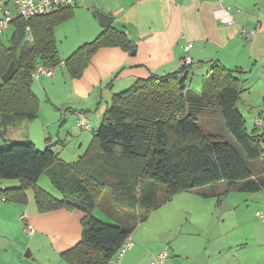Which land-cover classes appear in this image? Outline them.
I'll return each mask as SVG.
<instances>
[{"label": "trees", "instance_id": "1", "mask_svg": "<svg viewBox=\"0 0 264 264\" xmlns=\"http://www.w3.org/2000/svg\"><path fill=\"white\" fill-rule=\"evenodd\" d=\"M76 5L30 19L18 16L11 24L9 45L0 40V76L12 61L17 67L13 78L0 86L1 135L7 134L9 126L38 116L32 73L40 64L56 67L62 62L55 29L74 15ZM28 27L32 42L26 39ZM104 46L127 51L135 47L123 30L106 27L66 59L71 75L81 77ZM210 63V74L200 90L189 87L190 67L181 66L115 94L77 162H66L51 146L43 150L32 141L6 144L0 148V180L20 184L0 189L2 201L27 203L26 191L33 189L40 212L83 211L82 239L63 256L70 264H108L136 225L179 192L219 182L226 183L222 194L215 186L201 191L202 195L225 197L233 191L264 189V130L255 125L252 133L248 131L238 107L243 82L234 70L219 61ZM208 107L218 110L232 141L199 123L198 115H205ZM42 175L62 193V199L38 185ZM97 208L108 211L116 222L96 217Z\"/></svg>", "mask_w": 264, "mask_h": 264}, {"label": "crops", "instance_id": "2", "mask_svg": "<svg viewBox=\"0 0 264 264\" xmlns=\"http://www.w3.org/2000/svg\"><path fill=\"white\" fill-rule=\"evenodd\" d=\"M219 8V0H77L74 15L55 29L59 53L64 63L55 67L53 76L40 75L33 78L32 90L40 103L39 114L33 121L34 124H40L39 143L51 146L66 162L79 161L91 144L114 95L153 74L166 75L177 71L182 66L184 43L187 40L193 41L190 72L196 69L208 77L210 61H219L233 69L244 87L239 103L249 106L253 112L256 107L261 109L254 119L256 123L260 116L264 117V8L237 11L234 13L233 24L224 23L218 17ZM96 10L113 15V21L108 27L123 30L134 43L136 51L132 54V50L127 51L120 46L101 47L93 55L82 76L76 78L71 75L65 61L80 46L96 39L106 28L101 25ZM242 25L251 29L259 27V31L253 36H247L241 31ZM13 32L11 25L0 35V40L2 35L9 34L10 43ZM26 39L29 41L28 31ZM252 79L259 82L262 90L259 96L253 95ZM80 119H84L91 128L81 126ZM25 125L26 121L22 120L9 126L5 135H1L3 127L0 126V148L14 141L34 142L31 131L27 134L20 132ZM214 127L215 123L207 121L206 131L215 132L211 131ZM35 144L38 147L37 142ZM42 176L38 185L55 198L62 199V193L51 180L48 177L44 180ZM19 184L17 180H0V185L5 187H17ZM217 184L209 186H216V192L222 194L226 183ZM209 186L202 187L203 191L208 192ZM258 192H264V189L241 193ZM26 193L27 203L0 200V264H70L63 254L81 241L85 213L67 208L40 212L34 190L27 189ZM202 196L216 198L217 206L222 205L225 198ZM160 208L136 225L130 234L134 244L125 253L122 264H151L150 259L164 248L168 249L165 264H189L186 260L197 263L191 241L187 243L188 250L184 248L186 245H170L176 234L177 228L174 229V226L178 223H173L169 218L162 219L161 215L157 218V212L162 210ZM100 210L104 215V212L108 213L106 218L110 219L108 211ZM258 212L261 211H256L254 216L264 226V218ZM261 213L264 215V212ZM120 218L118 220L121 221ZM28 225L33 228L31 234L25 231ZM256 238L264 244V235ZM155 245L156 249L148 250L147 247ZM203 245L202 249L206 250L208 246ZM207 260V257L202 259V264Z\"/></svg>", "mask_w": 264, "mask_h": 264}, {"label": "rangeland", "instance_id": "3", "mask_svg": "<svg viewBox=\"0 0 264 264\" xmlns=\"http://www.w3.org/2000/svg\"><path fill=\"white\" fill-rule=\"evenodd\" d=\"M224 6L230 8L233 13H237L239 10L246 12L255 8L256 10L264 8V0H230L228 2L225 0ZM2 41L8 45L9 34L2 35ZM190 74L192 80L189 81L188 79L189 87L194 90L200 89L207 75H202L196 69L191 70ZM1 81L2 78L0 77ZM251 81L254 88L253 95L259 96L262 92L259 82L257 79ZM239 106L246 118L248 131L252 133L256 124L254 119L261 109L256 107L253 112L249 106H243L242 102L239 103ZM201 116V114L198 115V121L203 128H207V121L215 123L216 127L211 131L225 134L224 138L229 141L233 140L232 135L227 131L224 119L219 112L216 113L215 108L208 107L205 115L202 118ZM25 121L27 125L23 126L20 132L27 134L31 131L38 148L44 150L46 146L39 143L41 132L39 122L34 124V120ZM0 141L2 140L0 139ZM46 177L44 175L42 179L47 180ZM201 191H203V188L179 192L173 195L171 200L165 202L166 204L161 207L162 210L157 212V218L161 215L162 219L169 218L173 223H178L174 226V229L177 228L176 234L170 245L174 247L176 243L181 246L186 245L184 248L188 250L187 243L191 241L190 245H193L192 253L197 258L195 259L197 263L186 260L189 264H202V259L205 257L208 258L205 264H264V244L256 238V236L264 235V226L260 225V220L254 216L256 211L264 212V192H232L223 199L222 205L217 206L216 198H204ZM104 213L105 215L100 208L94 212L96 216L104 218L103 220L106 222H116V219L114 220L111 216L110 219L106 218L109 214ZM203 244L208 246L206 250L202 249ZM147 248L149 251H153L156 249V245ZM157 255L152 256L150 263Z\"/></svg>", "mask_w": 264, "mask_h": 264}, {"label": "built area", "instance_id": "4", "mask_svg": "<svg viewBox=\"0 0 264 264\" xmlns=\"http://www.w3.org/2000/svg\"><path fill=\"white\" fill-rule=\"evenodd\" d=\"M77 0H0V35L5 33L11 26L12 22L16 17H22L24 19H30L33 16L46 14L60 7H66L76 4ZM220 8L217 12L218 17L227 24H233L235 22L234 13L230 8L224 6L223 0H219ZM28 39L33 41V35L30 28H27ZM241 31L247 36H253L259 31L258 28H249L244 25L241 26ZM193 48V41L187 40L184 43L185 56L182 60V66L190 67L193 63L192 56L190 54ZM61 63H64L62 61ZM55 67H47L45 65H38L36 70L32 73V77L38 78L40 75L53 76ZM81 126L90 129L91 126L85 122L84 119L79 120ZM257 127L264 130V117H259L256 120ZM4 185H0V189H4ZM0 200H4V196L0 194ZM261 218L264 215L258 212ZM25 216H23L24 218ZM25 231L27 233H33V228L31 226H26ZM134 244L133 238L129 235L117 252L109 259L108 264H122L125 253ZM168 258V249L160 252L152 261L151 264H165Z\"/></svg>", "mask_w": 264, "mask_h": 264}, {"label": "water", "instance_id": "5", "mask_svg": "<svg viewBox=\"0 0 264 264\" xmlns=\"http://www.w3.org/2000/svg\"><path fill=\"white\" fill-rule=\"evenodd\" d=\"M96 15L99 18L101 25L103 27H108L110 26V24L113 21V15L109 14V13H105L103 11L100 10H96ZM136 48L132 49V54L135 53ZM17 71V67H16V63L15 61H12L11 64L9 65L8 69L6 70V72L2 75V80L3 82H7L9 80H11L13 78V76L15 75ZM29 256V254H26Z\"/></svg>", "mask_w": 264, "mask_h": 264}]
</instances>
